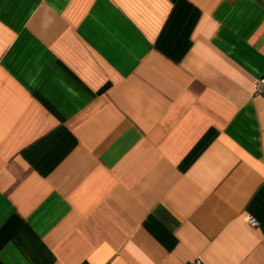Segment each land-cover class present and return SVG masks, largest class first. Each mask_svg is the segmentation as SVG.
Returning <instances> with one entry per match:
<instances>
[{
    "label": "crops",
    "instance_id": "crops-1",
    "mask_svg": "<svg viewBox=\"0 0 264 264\" xmlns=\"http://www.w3.org/2000/svg\"><path fill=\"white\" fill-rule=\"evenodd\" d=\"M262 74L264 0H0V264H264Z\"/></svg>",
    "mask_w": 264,
    "mask_h": 264
},
{
    "label": "built area",
    "instance_id": "built-area-1",
    "mask_svg": "<svg viewBox=\"0 0 264 264\" xmlns=\"http://www.w3.org/2000/svg\"><path fill=\"white\" fill-rule=\"evenodd\" d=\"M253 94L259 95L264 94V74L257 77L252 85ZM250 222L255 225L257 221L254 218L250 219ZM180 264H204L203 260L200 257H196L192 260L183 261Z\"/></svg>",
    "mask_w": 264,
    "mask_h": 264
}]
</instances>
